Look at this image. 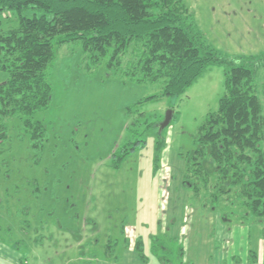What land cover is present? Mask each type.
Returning a JSON list of instances; mask_svg holds the SVG:
<instances>
[{
    "label": "rangeland",
    "instance_id": "374dc122",
    "mask_svg": "<svg viewBox=\"0 0 264 264\" xmlns=\"http://www.w3.org/2000/svg\"><path fill=\"white\" fill-rule=\"evenodd\" d=\"M185 1L215 50L264 52V0ZM83 56L79 42L56 47L52 102L35 116L48 129L42 150L33 148L19 115L6 124L9 137L0 142V237L17 243L29 264H83L80 253L100 257L109 241L115 247L126 234L136 248L143 237L148 264H178L185 245L197 264L210 255L213 264H264V218L244 216L237 203L213 208L208 190L196 194L184 183L198 128L224 92L223 66L209 65L180 96L137 103L160 92L162 84L123 81L105 66L88 71ZM259 65L257 81L264 86V60ZM8 78L0 69V83ZM259 93L264 100V87ZM170 109L173 117L162 131ZM139 138L144 141L114 166L113 152ZM207 167L213 169L211 163Z\"/></svg>",
    "mask_w": 264,
    "mask_h": 264
},
{
    "label": "trees",
    "instance_id": "16d2710c",
    "mask_svg": "<svg viewBox=\"0 0 264 264\" xmlns=\"http://www.w3.org/2000/svg\"><path fill=\"white\" fill-rule=\"evenodd\" d=\"M73 41L81 44L88 71L105 66L123 81L162 84L137 103L180 96L209 65L223 66L224 92L198 128L184 183L196 194L208 190L213 208L237 203L244 216L264 218V86L257 81L264 52L215 50L185 0H0V69L9 72L0 83V142L9 137L7 122L19 115L33 148L42 150L48 129L35 116L52 102L56 47ZM143 141L113 152L114 166ZM164 141H158L156 162ZM137 249L144 258L142 239Z\"/></svg>",
    "mask_w": 264,
    "mask_h": 264
},
{
    "label": "crops",
    "instance_id": "0c3cea01",
    "mask_svg": "<svg viewBox=\"0 0 264 264\" xmlns=\"http://www.w3.org/2000/svg\"><path fill=\"white\" fill-rule=\"evenodd\" d=\"M124 231L125 228L122 227L121 233L122 232L124 233ZM224 233L231 235V233H229L228 231H225ZM216 234L217 233L215 231H212V236L215 237ZM139 239H143V237H139L137 240ZM217 239L219 238L218 237L215 238L216 245L220 246V242ZM25 243H26L25 240L24 241L21 240L19 244L23 245ZM41 243H43V239L40 241L39 244ZM111 243L112 242L109 241L107 248L108 250L105 251V253H103L102 256L100 257H98L99 255L95 253V251H93L91 253H80L78 258L83 261V264H148L150 258L149 255H147V253L144 251L145 257L144 258L141 257L139 251L135 247V241L134 239H132L131 236L126 234L123 237V241L119 242L118 240H116L114 245L115 247H112L113 245L111 246ZM15 244L17 243H12L6 238L0 237V264H29L28 257L22 254L20 248L18 247L16 248ZM119 244H120V248H119ZM144 246L145 243L143 242V248ZM110 247H112V251H109L111 249ZM121 247H123V249ZM185 247L184 246L182 247V250L180 252L182 255L181 256L182 259L178 262V264H197L191 257H189V255L187 256L188 251L185 249ZM117 248L119 249L118 253H117ZM167 252L168 251H165L164 253L166 254ZM165 254L163 255L164 257L163 261H167ZM211 256L212 255L207 257V259L204 258L201 264H213L214 258H212ZM258 260L259 261H257L256 264L260 262V259ZM224 262L226 263V260ZM50 264H53V262ZM63 264H69V262L65 261ZM214 264L216 263L214 262Z\"/></svg>",
    "mask_w": 264,
    "mask_h": 264
},
{
    "label": "water",
    "instance_id": "95a60500",
    "mask_svg": "<svg viewBox=\"0 0 264 264\" xmlns=\"http://www.w3.org/2000/svg\"><path fill=\"white\" fill-rule=\"evenodd\" d=\"M173 113H174L173 109H170V110L167 111L164 121H162L160 126H159L160 129H163L164 127H166L167 125L170 124L171 119L173 117Z\"/></svg>",
    "mask_w": 264,
    "mask_h": 264
}]
</instances>
